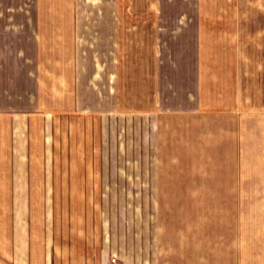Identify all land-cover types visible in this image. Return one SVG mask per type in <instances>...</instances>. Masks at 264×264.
Masks as SVG:
<instances>
[{
	"label": "crops",
	"instance_id": "0c3cea01",
	"mask_svg": "<svg viewBox=\"0 0 264 264\" xmlns=\"http://www.w3.org/2000/svg\"><path fill=\"white\" fill-rule=\"evenodd\" d=\"M262 94L264 0H0V264H254Z\"/></svg>",
	"mask_w": 264,
	"mask_h": 264
},
{
	"label": "rangeland",
	"instance_id": "374dc122",
	"mask_svg": "<svg viewBox=\"0 0 264 264\" xmlns=\"http://www.w3.org/2000/svg\"><path fill=\"white\" fill-rule=\"evenodd\" d=\"M240 127L244 183H252L247 180L254 175V185L248 188L244 185L239 199L243 247L255 256L254 264H264V94L254 101V113L245 110L242 114Z\"/></svg>",
	"mask_w": 264,
	"mask_h": 264
}]
</instances>
